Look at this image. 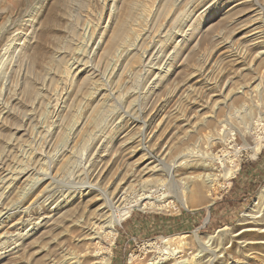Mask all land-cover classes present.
Returning a JSON list of instances; mask_svg holds the SVG:
<instances>
[{"label":"rangeland","instance_id":"obj_1","mask_svg":"<svg viewBox=\"0 0 264 264\" xmlns=\"http://www.w3.org/2000/svg\"><path fill=\"white\" fill-rule=\"evenodd\" d=\"M263 139L264 0H0V160L13 176L28 171L0 184V211L14 208L0 233L19 218L59 219L35 232L26 222L15 255L3 238L0 264H264V205L242 221L264 163L247 195L226 177L257 162ZM146 195L161 209H141ZM99 209L100 238L81 240L79 221ZM210 235L211 246L196 244ZM180 237L187 245L175 249Z\"/></svg>","mask_w":264,"mask_h":264},{"label":"bare ground","instance_id":"obj_2","mask_svg":"<svg viewBox=\"0 0 264 264\" xmlns=\"http://www.w3.org/2000/svg\"><path fill=\"white\" fill-rule=\"evenodd\" d=\"M132 1L130 2V4H129V7H128V12H127V14H126V18L119 24V27H118V30L116 31V34L114 35V37L111 39V41L109 42V44H108V46H107V48L105 49V53H104V55L107 57V56H110L111 55V53L112 52H114V49H115V47L117 46V44L121 41V39L123 38V36H125L124 35V33H125V31H126V24L128 23L127 21H128V19L133 15L132 13V10H133V8H132ZM136 11V10H135ZM130 21V20H129ZM129 28V27H128ZM127 34V33H126ZM122 43V42H121ZM124 49V48H123ZM117 50V49H116ZM115 50V51H116ZM104 57V56H103ZM236 57V56H235ZM105 59V58H104ZM107 60V59H106ZM134 60V59H133ZM105 61V60H104ZM86 64V63H85ZM131 65V64H130ZM146 66H148V65H146ZM150 66V65H149ZM93 67V66H92ZM125 68V67H124ZM153 70H155V69H153ZM160 70V69H159ZM150 71V70H149ZM150 72H152V71H150ZM123 73V72H122ZM157 73V72H156ZM155 73V74H156ZM94 74V73H93ZM154 75V74H153ZM159 76V75H158ZM167 76V75H166ZM157 77V76H156ZM158 79V78H157ZM159 81V80H158ZM156 82V81H155ZM83 84V83H82ZM85 84V83H84ZM83 84V85H84ZM89 85V84H88ZM83 87V86H82ZM85 87V86H84ZM262 87V86H261ZM256 90V89H255ZM81 92H82V90H81ZM98 94V93H97ZM93 96V95H92ZM232 98V97H231ZM100 104V103H99ZM99 106V105H98ZM92 110H94L93 109V107H92ZM97 108L95 109V111H94V113H97V114H99L98 112H97ZM90 114V113H89ZM69 115V114H68ZM92 116V115H91ZM95 118V117H94ZM246 118V117H245ZM96 119V118H95ZM97 120V119H96ZM88 122H89V120H87ZM86 121V122H87ZM111 124V123H110ZM85 125V124H84ZM112 125V124H111ZM107 126V125H106ZM108 128V127H107ZM78 129V128H77ZM81 129V128H80ZM83 131V130H82ZM79 132H80V130H79ZM103 132V131H102ZM78 134V133H77ZM80 136V135H79ZM16 139V138H15ZM224 140H225V138H224ZM226 141V140H225ZM227 141H229V140H227ZM264 143V139L262 140V143L261 144H259L257 147H255L256 149H255V155H257V154H259L260 153V151H261V149H262V146L264 145L263 144ZM102 146V145H101ZM253 148V147H252ZM70 152V151H69ZM249 152V151H248ZM247 153V152H246ZM68 154V153H67ZM254 154V153H253ZM253 156V155H252ZM9 157V156H8ZM254 157V156H253ZM5 158V157H4ZM10 158V157H9ZM8 158V159H9ZM31 159V158H30ZM190 160H192V159H190ZM189 160V161H190ZM1 161L2 160H0V174L2 175V177L0 178L1 180H0V184H3V186H5V185H7V187L9 188H11L12 186H14L15 184H16V180H18L17 179V177L20 179V178H23V177H25L28 173V171L27 170H25V171H27L26 173H25V171L23 172H21V173H16V175L18 174V176H13L12 175V173L11 172H13V170L11 171V172H8L6 169H4V163L2 164L1 163ZM8 161V160H7ZM39 161V160H38ZM192 163H195V160L194 161H191ZM9 162H7V164H8ZM142 163V162H141ZM144 163V162H143ZM199 163H200V160H198L197 161V165L199 166ZM202 164H204L203 163V161L201 162ZM11 164V163H10ZM24 165V164H23ZM26 165V164H25ZM201 165V164H200ZM7 166V165H6ZM9 166V165H8ZM7 166V167H8ZM29 166V165H28ZM6 167V168H7ZM11 167V166H10ZM9 167V168H10ZM26 167V166H25ZM17 169V168H16ZM34 169H36V167H34ZM143 169V168H142ZM147 169V168H146ZM149 170L150 171H152L153 172V167L152 168H149ZM34 171V170H33ZM132 171V170H131ZM143 171H144V169H143ZM148 171V170H147ZM147 171H146V173H147ZM39 172V171H38ZM4 173H7V174H4ZM127 173V172H126ZM138 173V172H137ZM14 174V173H13ZM30 174V173H29ZM132 173H130V177H129V175H128V179L126 180V179H122L124 182H122L121 184H123V186H122V189H124V188H127L128 186H130L131 184H133V182H135V176H136V174H135V176L132 174ZM186 174V173H185ZM189 174V173H188ZM212 174V173H211ZM211 174H205L204 173V175H201V176H198V179H201L202 181H203V183H205V184H207V185H209V186H213L212 185V177H213V175H211ZM235 174H236V172H235V170L234 171H229V172H227L226 173V177L229 179L230 177H232L231 179H233L234 177L233 176H235ZM0 175V176H1ZM21 175V176H20ZM28 176H30V175H28ZM33 176V175H32ZM46 176V175H45ZM127 177V176H126ZM28 178V177H27ZM32 178V177H31ZM121 178H123V177H121ZM125 178V177H124ZM30 179V178H29ZM192 179H194L195 180V178L194 177H191V175L190 176H187V177H185V178H183V180L185 181V180H187L186 182H191L192 181ZM230 179V180H231ZM28 180V179H27ZM121 179H120V181H122ZM126 180V181H125ZM193 180V181H194ZM20 181V180H19ZM26 181V180H25ZM32 181V180H31ZM191 182V184L192 183H194V182ZM18 183V182H17ZM188 183V184H189ZM28 184V183H27ZM30 184H32V183H30ZM1 186V185H0ZM16 186V185H15ZM35 186V185H34ZM51 186V185H50ZM50 186H45L43 189H42V191H40L41 192V194L39 195V196H41L40 197V199H43V203H46L47 202V200H48V197L47 196H49V193H50V191H51V189H50ZM132 186V185H131ZM187 186H189V185H187ZM198 186V185H197ZM202 186V185H201ZM16 188V187H15ZM14 188V189H15ZM24 188V187H23ZM26 188V187H25ZM24 188V189H25ZM119 188V187H118ZM199 188V187H198ZM203 188V187H202ZM201 188V189H202ZM23 189V190H24ZM28 189V188H27ZM5 190V189H4ZM7 190V189H6ZM29 190V189H28ZM116 190L118 191V189L116 188ZM187 190H188V187H187ZM186 190V191H187ZM24 191H27V190H24ZM189 191V190H188ZM199 191V189L197 190V192ZM184 192V191H183ZM12 193H13V190H12ZM200 193V192H199ZM9 194V193H8ZM11 194V193H10ZM24 194V193H23ZM23 194H21V195H23ZM26 194V193H25ZM123 194V193H122ZM4 195V194H3ZM7 195V194H6ZM209 196H211V198H210V201H209V205H211V204H213V202H214V200H215V196L213 195V194H211V195H209ZM3 197V196H2ZM1 197V198H2ZM9 197V196H8ZM52 197V196H51ZM4 198V197H3ZM2 200V199H1ZM4 200V199H3ZM141 201L142 200H147L146 202H141L138 206L141 208V209H144V208H157V209H161V205L159 204V202H160V200L158 201V200H155V199H153V198H151L150 197V195H146L145 197L143 196V198H141L140 199ZM2 202V201H1ZM4 202V201H3ZM3 204V203H2ZM41 204V203H40ZM13 205V204H12ZM47 205V204H46ZM45 205V206H46ZM264 205V185L262 186V188L259 190V192H258V194H257V196H256V198L254 199V201H253V203H252V205H250L248 208H247V210L243 213V219H242V221H244L245 223H249V221L251 222V220L252 221H254V222H256L257 221V219L259 218V216H258V214L260 213V211H261V208H262V206ZM5 206V205H4ZM10 206V205H9ZM185 206L186 207H189L186 203H185ZM2 207V206H1ZM6 207V206H5ZM10 208V207H9ZM4 209H6V208H4ZM14 208H12V209H6V210H1L0 211V221H1V223H5V220L6 219H10V217L12 216V213H10V212H12V210H13ZM19 209V208H18ZM80 209V208H79ZM104 209V208H103ZM189 209V208H188ZM32 210V209H31ZM57 211L58 209H57V207H55L54 208V211ZM27 211V210H26ZM29 211V210H28ZM53 212H49L48 214H44V215H40V217L39 218H37V219H35V220H30V221H27V219H24V218H19L16 222H14L13 224H12V226H10L11 227V229H13V231H11L10 230V232H8V235L6 234L5 236H3L2 235V233H0V252L1 251H3V250H6L8 247H6L7 245H8V242L10 243V240H7L8 238L9 239H12L14 242H13V245H11V246H9L10 248L12 247V246H14L13 247V249H11L12 251H13V253H11V254H13V255H15V254H17L19 251H20V248H19V246H20V244H18V242H20V241H22L23 240V242H24V240H26L27 239V237H28V234H27V232L26 233H24V234H20V231H21V229L23 228V226L25 225V223L26 222H28L27 224L28 225H30L29 227V231L30 232H35V231H38L39 229H41V228H49V227H53V225L54 224H56L57 225V221L59 220H57V218L55 219V217L58 215V212H54L53 214H52ZM52 214V215H51ZM7 215V216H6ZM31 215V214H30ZM125 215V214H124ZM39 216V215H38ZM103 216H104V212H103V210H102V212H100V209H99V213L96 215V216H94V220L95 221H88L87 219L86 220H83V221H79V224H80V228H81V230L83 231V233L82 234H80V236H79V238H81V240L83 239V241H84V239L86 240V241H93V240H95V239H98V238H100V234H99V232H98V230H99V227H97V224L99 223L98 221H100V223H104V224H106V222H105V219H102L103 218ZM122 216V215H121ZM31 217H32V215H31ZM60 217V216H59ZM123 217V216H122ZM122 217H120L119 219H117V220H115V222L116 223H120L121 221H122ZM28 218V217H27ZM86 218V217H85ZM73 219V218H72ZM78 219H80V218H78ZM77 219V220H78ZM261 220V219H260ZM259 220V221H260ZM264 221V220H263ZM59 222V221H58ZM261 222V221H260ZM65 223V222H64ZM72 223V222H71ZM77 223H78V221H77ZM258 223V222H257ZM256 223V224H257ZM74 224V223H73ZM261 225V224H260ZM27 226V225H26ZM2 227V226H1ZM0 227V228H1ZM52 227H51V230H52ZM55 227V226H54ZM77 227H78V225H77ZM110 228L111 229V231L108 233L109 235H107V237H109V239H111L112 241L115 239V235H116V232H115V226L111 223L110 225H107L106 226V228ZM79 228V229H80ZM103 228H105V226L103 225ZM10 229V228H9ZM9 231V230H8ZM19 231V232H18ZM55 231V230H54ZM250 231V230H249ZM255 231V230H254ZM80 232V231H79ZM26 234V235H25ZM30 234V233H29ZM32 234V233H31ZM36 234V233H35ZM44 235V234H43ZM213 236L214 235H210V236H208V239L206 240H203V239H201V238H196V244H198V245H200V247H201V245L203 244L204 246L205 245H209V246H211L214 242H215V240H214V242L212 241L211 242V240L213 239ZM237 236V235H236ZM30 237V236H29ZM184 237H185V235H184ZM3 238H7V239H5L4 241H1ZM181 238L183 239V237H180L179 238V240H176V242L174 243V245L173 246H175V249H177V248H180V247H183V246H185V245H187L186 243H183L182 241H181ZM37 239V238H36ZM176 239V238H175ZM175 239H174V241H175ZM11 240V241H12ZM172 240V239H171ZM164 242H170V239H165L164 240ZM56 243V242H55ZM22 244V243H21ZM152 245V244H151ZM76 246V245H75ZM153 247V246H152ZM158 248V247H157ZM208 248H210V247H208ZM19 249V250H18ZM212 250V249H211ZM65 251V250H64ZM179 251V250H178ZM11 252V251H10ZM4 253H6V251H4L3 252V254ZM66 253V252H65ZM179 253V252H178ZM177 253V254H178ZM218 253V252H217ZM1 254V253H0ZM62 254V253H61ZM64 254V253H63ZM200 254V253H199ZM73 255V254H72ZM17 256H19V255H17ZM16 256V257H17ZM58 256V255H57ZM65 256V255H64ZM62 257V256H61ZM15 258V257H14ZM57 258V257H56ZM17 259H18V257H17ZM62 258H60L59 257V260H61ZM79 259H80V257L78 258V257H71V258H68V260L70 261H73V260H75V261H73L72 263H70V264H75V263H79ZM86 259V258H85ZM205 259V258H204ZM204 259H202V260H198L197 262H195V264H202V262L204 261ZM52 260V259H51ZM57 260V259H56ZM58 260V261H59ZM62 261V260H61ZM61 261L60 262H58L59 264H61ZM206 261H208V260H206ZM52 262V261H51ZM57 262V261H56ZM63 262H65V261H63ZM182 262V261H181ZM191 262V261H190ZM188 263V262H186V263H184V264H191V263ZM82 263V262H81ZM80 263V264H81ZM208 263V262H207ZM177 264H183V263H177Z\"/></svg>","mask_w":264,"mask_h":264},{"label":"crops","instance_id":"obj_3","mask_svg":"<svg viewBox=\"0 0 264 264\" xmlns=\"http://www.w3.org/2000/svg\"><path fill=\"white\" fill-rule=\"evenodd\" d=\"M255 162H252L251 164H245V166L243 164L240 165V169L242 170L241 173L238 172L239 169H237L236 174L234 176V178L232 179V184L234 185L233 190L237 191L238 187H240V191L241 193L247 195L251 192V189L249 190V185L251 184V182H255L254 178L252 175H254L253 171L256 168L260 167V164L264 163V151L261 152L259 155H257V157L254 159ZM242 165H243V169H242ZM251 170V171H250ZM253 173V174H251ZM244 176V177H242ZM250 177V178H249ZM248 186V187H246ZM246 189H248V191H245ZM230 202H232V200H229ZM216 209L218 211V205L216 206ZM223 211V210H221ZM220 211V212H221ZM211 213L213 214V209H211Z\"/></svg>","mask_w":264,"mask_h":264}]
</instances>
